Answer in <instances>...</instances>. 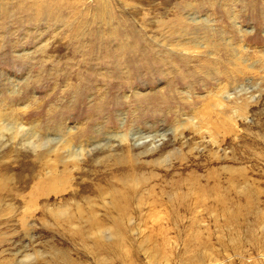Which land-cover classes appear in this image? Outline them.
I'll return each instance as SVG.
<instances>
[{"label":"rangeland","instance_id":"rangeland-1","mask_svg":"<svg viewBox=\"0 0 264 264\" xmlns=\"http://www.w3.org/2000/svg\"><path fill=\"white\" fill-rule=\"evenodd\" d=\"M0 118V264H264V0H0Z\"/></svg>","mask_w":264,"mask_h":264},{"label":"bare ground","instance_id":"bare-ground-1","mask_svg":"<svg viewBox=\"0 0 264 264\" xmlns=\"http://www.w3.org/2000/svg\"><path fill=\"white\" fill-rule=\"evenodd\" d=\"M13 126H14L13 124L10 126L8 123H6V120L0 118V138H3V136H4V133L2 131L6 130V131H9V136L11 137L12 140H14V141L19 140L20 142L22 141L23 146L26 148H32L35 150V149L41 147L42 145H44L43 143H44V141H46V138H42V137L38 136L37 134H35L33 132V130H31V128H28L27 130L19 131L20 135H18V133H16L15 130H12ZM60 145L62 148L67 149L66 151H67L68 156L75 158V160H78V156L83 154L85 151V149H83V147H81L80 149L74 148L73 146H71V144L69 142L64 141V140H61ZM60 183H61V181L59 182V184ZM49 187H50V189H52V188L55 189L53 191H56V192L58 190H64V189H62L64 187L63 185L61 186V185H57V184L56 185L50 184ZM123 200L125 201L124 203L117 204V208L121 213L127 212L126 209H127V207H129L127 205V197Z\"/></svg>","mask_w":264,"mask_h":264}]
</instances>
